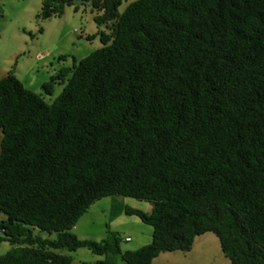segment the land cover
Masks as SVG:
<instances>
[{
  "label": "trees",
  "instance_id": "16d2710c",
  "mask_svg": "<svg viewBox=\"0 0 264 264\" xmlns=\"http://www.w3.org/2000/svg\"><path fill=\"white\" fill-rule=\"evenodd\" d=\"M65 4L41 0L38 15ZM89 5L100 45L41 82L61 83L50 102L0 76V264H72L57 249L80 246L104 255L95 264H150L204 231L229 264H264V0ZM111 193L149 204L112 213L149 224L148 242L70 230Z\"/></svg>",
  "mask_w": 264,
  "mask_h": 264
},
{
  "label": "rangeland",
  "instance_id": "374dc122",
  "mask_svg": "<svg viewBox=\"0 0 264 264\" xmlns=\"http://www.w3.org/2000/svg\"><path fill=\"white\" fill-rule=\"evenodd\" d=\"M40 3L41 0H0V76L13 73L25 87L40 93L46 102H50L60 91L61 83L55 82L52 91L45 93L41 82L58 67L71 65L73 57L79 58L99 46L100 41L97 35L85 37L97 29L93 21L95 10L89 3L75 2L77 7L65 4L61 13L48 17L38 15ZM124 5L122 1L118 9ZM38 53H41L40 57ZM118 203L142 209L147 205L145 200L129 195H102L85 208L70 230L78 237L96 240L106 237L108 230H115L120 236L118 245L122 249L148 242L151 226L134 214L120 212L112 215ZM1 216L3 213L0 211ZM34 232L47 237L55 235L53 230L35 229ZM125 235L129 237L127 240L122 238ZM10 246L6 240L0 241V254ZM57 251L69 254L72 264H94L97 258L104 256L84 246L71 250L58 248ZM113 258L119 261L118 254ZM156 258L153 264H229L212 231L195 235L188 249L160 251Z\"/></svg>",
  "mask_w": 264,
  "mask_h": 264
},
{
  "label": "crops",
  "instance_id": "0c3cea01",
  "mask_svg": "<svg viewBox=\"0 0 264 264\" xmlns=\"http://www.w3.org/2000/svg\"><path fill=\"white\" fill-rule=\"evenodd\" d=\"M149 208H150V206H149V204L147 203L146 208H144V209H145V210H149ZM159 256H160V252L157 253L155 256L152 257L150 264H153V263H154V262H153V259L156 258V257H157L156 259H158ZM97 259H98V258H97ZM97 259H96V260H97ZM96 260H95V261H96ZM155 262H156V261H155ZM94 264H95V262H94Z\"/></svg>",
  "mask_w": 264,
  "mask_h": 264
},
{
  "label": "water",
  "instance_id": "95a60500",
  "mask_svg": "<svg viewBox=\"0 0 264 264\" xmlns=\"http://www.w3.org/2000/svg\"><path fill=\"white\" fill-rule=\"evenodd\" d=\"M75 2H85V3H89V0H75Z\"/></svg>",
  "mask_w": 264,
  "mask_h": 264
},
{
  "label": "built area",
  "instance_id": "2783aa9c",
  "mask_svg": "<svg viewBox=\"0 0 264 264\" xmlns=\"http://www.w3.org/2000/svg\"><path fill=\"white\" fill-rule=\"evenodd\" d=\"M37 55L40 57L41 56V53H38ZM125 238H127V237H125Z\"/></svg>",
  "mask_w": 264,
  "mask_h": 264
}]
</instances>
